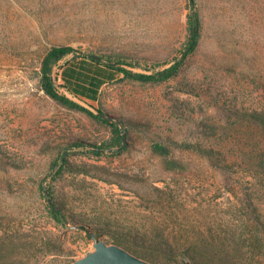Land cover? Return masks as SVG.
<instances>
[{
  "label": "rangeland",
  "instance_id": "rangeland-1",
  "mask_svg": "<svg viewBox=\"0 0 264 264\" xmlns=\"http://www.w3.org/2000/svg\"><path fill=\"white\" fill-rule=\"evenodd\" d=\"M195 11L200 40L174 77L105 78L97 105L125 126L126 145L117 155L95 154L110 128L44 93V54L69 45L78 55L124 54L137 71L167 66L188 35V0H0V253L10 254L0 264H70L94 249L79 221L164 242L207 236L230 247L240 240V262L264 264L256 221H264V176L256 171L264 140L236 116L264 110V0H195ZM72 59L65 56L53 74L60 92L83 104L61 86L62 70L83 63ZM154 141L212 146L239 166L222 172L198 152L175 147L187 168L168 171L151 150ZM61 154L89 173L65 171L53 180ZM41 184L53 190L65 224L53 218ZM98 237L115 243L104 232ZM125 243L136 255L157 251Z\"/></svg>",
  "mask_w": 264,
  "mask_h": 264
},
{
  "label": "trees",
  "instance_id": "trees-1",
  "mask_svg": "<svg viewBox=\"0 0 264 264\" xmlns=\"http://www.w3.org/2000/svg\"><path fill=\"white\" fill-rule=\"evenodd\" d=\"M188 6L190 8V12L187 14L188 35L178 54L167 66L154 69L150 72L134 70L133 68L137 66V63L121 53H103L100 54V58H94L89 53L78 55L76 53L77 49L72 46L56 45L49 48L44 54L39 72V84L44 93L63 106L84 111L110 128V137L98 145L96 151H94L95 154H101L106 150L113 155H117L125 149V146L122 144V134L126 130L125 126L100 116L103 110L97 105V99L105 78L113 73L121 74L122 79L138 80L141 82H163L174 77L181 70L188 57L196 50L201 36V22L198 12L195 11V0H188ZM194 25L196 26L195 32L193 31ZM70 53L73 54L72 60L82 58L83 63L79 65L78 69L73 65H68L62 70L65 83L61 86L70 90L83 104L60 92L56 83L57 76L53 74L54 67ZM91 65L100 66L101 71L97 73L98 75H90L84 71H89ZM236 116L240 120L250 121L254 127L253 130L258 133L260 132L264 140V110L237 112ZM209 129L212 133L216 131V127L213 125ZM175 147L198 152L199 155L208 161L211 167L222 172L232 168V165L239 166L236 161L230 162V157L227 154L215 150L212 146L203 147L200 144L186 141L181 143L174 142L172 145L154 141L151 144V150L161 158L162 166L165 170L182 171L187 168L186 163L175 156ZM259 154L261 157L256 171L264 176V149ZM53 168H55L54 173H52L53 180L65 171L89 173L84 166L69 164L63 154L59 156L58 160L53 162ZM41 187L53 218L57 222L65 224L66 214L63 208L60 207L61 205L55 201L53 190L44 184H41ZM79 216H82L88 224H96L87 216ZM256 221L261 225L260 227L264 233V221L259 219H256ZM78 224L80 229L85 231L87 229L93 230L97 235L104 232L115 243L120 245H125V240H131L133 244L137 246L141 244L143 247L148 243L153 244V250L157 251H148L149 249L146 250L144 248L134 249V251L141 256H162L166 258V263L242 264L239 260L241 252L238 246L242 245L240 240H235L233 242L234 245L230 247L225 242H216L215 238L207 236H195L186 238L181 243H173L169 241L164 242L158 237L151 239L140 234H133L130 230L128 231L129 233L116 232L109 226L100 225L92 228L83 223V221H79ZM7 245L9 247L10 244ZM9 255L7 253H0V259L9 257Z\"/></svg>",
  "mask_w": 264,
  "mask_h": 264
},
{
  "label": "water",
  "instance_id": "water-1",
  "mask_svg": "<svg viewBox=\"0 0 264 264\" xmlns=\"http://www.w3.org/2000/svg\"><path fill=\"white\" fill-rule=\"evenodd\" d=\"M193 31H196V26H193ZM94 58H100L99 54H90ZM100 116L116 121L118 118L108 113H100ZM126 132L122 134L123 145H126ZM87 234L94 240V249L86 253L84 256L73 260L70 264H175L166 262H152L144 259L125 247L117 243H108L104 238L98 237L95 231L86 230ZM186 264H192L187 262Z\"/></svg>",
  "mask_w": 264,
  "mask_h": 264
}]
</instances>
